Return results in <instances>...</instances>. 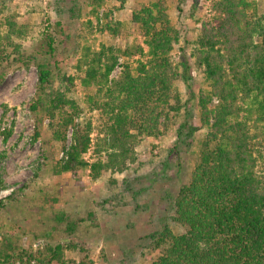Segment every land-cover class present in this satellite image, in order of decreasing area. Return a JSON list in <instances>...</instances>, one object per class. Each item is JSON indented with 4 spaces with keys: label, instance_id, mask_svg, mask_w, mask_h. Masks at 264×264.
<instances>
[{
    "label": "trees",
    "instance_id": "1",
    "mask_svg": "<svg viewBox=\"0 0 264 264\" xmlns=\"http://www.w3.org/2000/svg\"><path fill=\"white\" fill-rule=\"evenodd\" d=\"M117 1L120 5L114 10L119 11L125 0ZM212 10L217 13L216 24H202L190 54L205 81L197 92L190 82L189 57L172 60L179 33L164 0L132 10L129 22L142 36L141 42L101 45L97 51L84 48L76 66L83 72V85L94 87L85 97L88 109L99 113L94 151L104 152L90 164L80 159L90 143V122H75L83 111L80 105L51 88L55 73L49 60L36 63L30 110L50 117L60 110L62 126L73 127V142L54 168L56 174L88 168L92 181L105 178L108 189L123 187L126 179L118 180L115 174L135 161L134 147L141 138L161 136L181 118L170 149L177 154V144L188 145L197 126L204 130L188 179L173 197L172 214L161 215L162 226L149 234L150 249L158 251L150 264H264V13L248 0H217ZM111 14V10L103 12L102 29L115 35L122 23L111 20ZM45 44L44 54L52 56L50 34ZM118 57L132 58V63L124 61L118 76L110 78ZM179 81L187 89L186 99ZM193 108L197 126L192 123ZM14 195L11 191L0 198V208ZM59 212L55 219L62 224L66 243H44L34 250L3 235L0 264H67L71 259L66 251H84L72 239L77 222ZM92 215L88 211L89 219ZM173 226L180 231L174 232Z\"/></svg>",
    "mask_w": 264,
    "mask_h": 264
},
{
    "label": "rangeland",
    "instance_id": "2",
    "mask_svg": "<svg viewBox=\"0 0 264 264\" xmlns=\"http://www.w3.org/2000/svg\"><path fill=\"white\" fill-rule=\"evenodd\" d=\"M152 1L125 0L123 8L116 11L114 7L120 5L117 0H0V198L15 193L0 208V239L8 235L34 250L44 243H66L62 224L55 219L60 211L77 222L72 239L85 247L80 253L66 251L71 259L67 264H82L80 259L84 264H150L158 255L156 249H150L149 234L162 226L161 215L172 214L177 187L193 168L204 133L197 126V110L192 109V123L198 130L187 139L188 145L178 143L177 154L170 153L181 118L161 136L141 138L134 147L135 161L115 174L118 180L125 178L126 184L108 189L105 178H89L88 168L56 174L54 168L66 158L73 142V127L62 126L64 113L60 110L50 117L48 113L38 115L29 107L35 99L36 63L49 60L55 73L51 88L80 105L83 111L75 122H90V143L80 159L90 164L104 157L103 151H94L99 113L88 109L85 97L94 87L83 85L77 61L85 47L97 51L101 45L124 47L141 42L142 36L129 22L131 12ZM164 1L179 33L172 60L189 57L190 82L197 92L205 81L193 66L191 49L202 24H216L212 5L217 0ZM248 1L264 13V0ZM108 10L112 11L111 20L122 23L118 34L102 29V14ZM47 34L54 39L52 56L44 54ZM21 54L25 57L20 58ZM28 55L33 58L28 60ZM126 60L132 63V58L118 57L110 78L118 76ZM178 87L182 98H188L181 81ZM7 131L10 133L5 138ZM88 211L93 214L90 219ZM173 231L180 229L173 226Z\"/></svg>",
    "mask_w": 264,
    "mask_h": 264
}]
</instances>
